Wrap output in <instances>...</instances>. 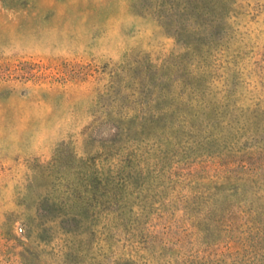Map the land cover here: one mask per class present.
I'll use <instances>...</instances> for the list:
<instances>
[{"label":"rangeland","instance_id":"obj_1","mask_svg":"<svg viewBox=\"0 0 264 264\" xmlns=\"http://www.w3.org/2000/svg\"><path fill=\"white\" fill-rule=\"evenodd\" d=\"M0 264H264V0H0Z\"/></svg>","mask_w":264,"mask_h":264}]
</instances>
